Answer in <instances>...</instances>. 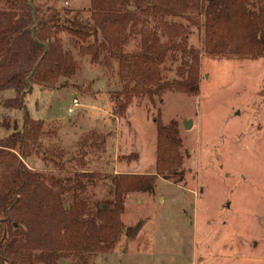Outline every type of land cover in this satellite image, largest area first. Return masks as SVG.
<instances>
[{"label": "rangeland", "instance_id": "rangeland-1", "mask_svg": "<svg viewBox=\"0 0 264 264\" xmlns=\"http://www.w3.org/2000/svg\"><path fill=\"white\" fill-rule=\"evenodd\" d=\"M35 3L47 12L56 8L65 25L75 14L92 13L88 0ZM60 36L79 69L55 88L34 85L24 98L30 116L44 123L40 143L24 159L30 169L58 176L156 174V117L176 122L182 140L181 177L157 175L154 194L126 198L122 220L126 228L143 222L137 236H122L88 264H264V58L202 53L198 96L168 92L163 103L137 98L121 117L112 99L116 61L93 64L68 32ZM139 40L127 51L138 49ZM190 43L201 48L195 28ZM165 74L173 77L175 69ZM15 97L13 91L0 96V139L22 126L23 112L4 104ZM186 120H193L191 129ZM102 183L90 187L93 201L107 198Z\"/></svg>", "mask_w": 264, "mask_h": 264}, {"label": "trees", "instance_id": "trees-1", "mask_svg": "<svg viewBox=\"0 0 264 264\" xmlns=\"http://www.w3.org/2000/svg\"><path fill=\"white\" fill-rule=\"evenodd\" d=\"M88 1L91 16L75 14L65 25L56 8L48 13L35 0H0V96L15 92L4 104L23 112L22 126L0 139V264H88L92 254L111 251L122 236L133 239L142 228L141 221L128 228L123 223L128 195L154 194L157 175L183 173L176 122L157 117L156 174L58 176L27 166L44 123L30 116L26 94L34 85L55 88L79 69L62 32L93 64L116 61L112 99L121 117L137 98L163 103L168 92L198 96L202 53L264 58V0ZM194 28L201 48L190 43ZM138 37L139 48L127 51ZM173 69L176 75L167 77ZM100 182L108 196L93 201L90 187Z\"/></svg>", "mask_w": 264, "mask_h": 264}, {"label": "water", "instance_id": "water-1", "mask_svg": "<svg viewBox=\"0 0 264 264\" xmlns=\"http://www.w3.org/2000/svg\"><path fill=\"white\" fill-rule=\"evenodd\" d=\"M184 126H185L186 129H191L192 126H193V120H186L184 122Z\"/></svg>", "mask_w": 264, "mask_h": 264}, {"label": "built area", "instance_id": "built-area-1", "mask_svg": "<svg viewBox=\"0 0 264 264\" xmlns=\"http://www.w3.org/2000/svg\"><path fill=\"white\" fill-rule=\"evenodd\" d=\"M74 104L77 105L78 104V101L77 100H74ZM70 112L73 111L72 108L69 109Z\"/></svg>", "mask_w": 264, "mask_h": 264}]
</instances>
